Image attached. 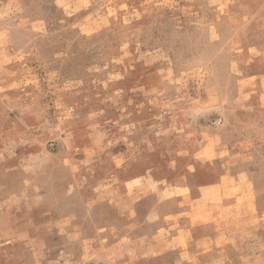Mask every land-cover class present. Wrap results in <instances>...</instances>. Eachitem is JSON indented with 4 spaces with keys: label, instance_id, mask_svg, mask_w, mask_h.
Wrapping results in <instances>:
<instances>
[{
    "label": "rangeland",
    "instance_id": "374dc122",
    "mask_svg": "<svg viewBox=\"0 0 264 264\" xmlns=\"http://www.w3.org/2000/svg\"><path fill=\"white\" fill-rule=\"evenodd\" d=\"M0 264H264V0H0Z\"/></svg>",
    "mask_w": 264,
    "mask_h": 264
}]
</instances>
